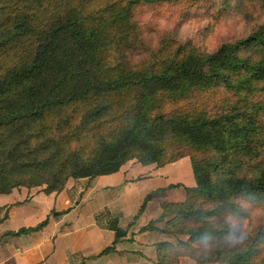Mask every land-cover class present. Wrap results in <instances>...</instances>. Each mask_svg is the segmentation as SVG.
<instances>
[{
    "label": "trees",
    "instance_id": "16d2710c",
    "mask_svg": "<svg viewBox=\"0 0 264 264\" xmlns=\"http://www.w3.org/2000/svg\"><path fill=\"white\" fill-rule=\"evenodd\" d=\"M88 1L0 0V60H12L0 67V193L17 175L41 171L31 183L48 193L131 158L159 166L186 155L194 185L184 186V198L167 201L158 187L132 216L156 197L161 212L141 229L164 220L160 231L186 235L157 241L154 263L179 264L188 255L264 264V221L253 227L226 218L248 217L241 201L264 211V25L211 50L164 36L131 67L108 62L106 50H116L137 4L169 0H109L86 10ZM107 115L114 123L99 131ZM86 132L91 139L81 141ZM232 235L239 241L227 246Z\"/></svg>",
    "mask_w": 264,
    "mask_h": 264
},
{
    "label": "crops",
    "instance_id": "0c3cea01",
    "mask_svg": "<svg viewBox=\"0 0 264 264\" xmlns=\"http://www.w3.org/2000/svg\"><path fill=\"white\" fill-rule=\"evenodd\" d=\"M191 185L189 159L182 156L159 166L131 158L114 172L69 177L59 191L27 193L23 187L12 188L0 193V210L6 209L0 220V264H155L157 241L174 243L186 235L160 231L164 220L155 221L156 228L141 229L161 212L156 197L146 201L137 217L132 216L147 192L162 187L163 199L179 201L184 198V186ZM44 218L45 224L38 229L1 234ZM114 225L121 229L117 238ZM110 244L111 250L100 253ZM178 263L217 264L214 259L196 262L188 255H180Z\"/></svg>",
    "mask_w": 264,
    "mask_h": 264
},
{
    "label": "rangeland",
    "instance_id": "374dc122",
    "mask_svg": "<svg viewBox=\"0 0 264 264\" xmlns=\"http://www.w3.org/2000/svg\"><path fill=\"white\" fill-rule=\"evenodd\" d=\"M108 1L89 0L83 5L86 10H92ZM262 25H264V1L262 0H169L139 3L132 9L128 23L121 31L123 38L117 44L116 50L113 47L106 50V53L110 54L106 60L110 63L119 60L124 65L136 67L139 62L150 57L152 50L157 48L164 36L171 39L170 43L189 42L198 49L211 50L224 40L238 38ZM6 58L0 60V67L12 62L9 57L8 60ZM120 105H123V101L113 104V110L115 111V108H119ZM105 117L110 118L100 124L99 131L106 130L114 123L113 117L108 115ZM85 135L86 137L81 141L91 139L89 132ZM39 173L42 172L39 171ZM40 174L17 175L15 179L19 178V181L15 182L10 189L23 187L27 193L32 190L42 191L44 183H31L32 180H37ZM173 186L175 185L171 187ZM130 191L129 198H132L133 189ZM240 203L248 209V217L226 214V218L234 223H237L240 218L243 225L249 224L253 227L263 223L264 211L261 208L244 201ZM5 215L6 209H1L0 220ZM1 225L9 226L7 223ZM238 241L239 237L236 235L225 238L227 246H233Z\"/></svg>",
    "mask_w": 264,
    "mask_h": 264
}]
</instances>
